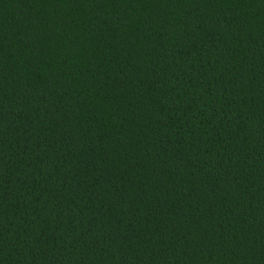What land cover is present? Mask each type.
<instances>
[{"label":"trees","instance_id":"obj_1","mask_svg":"<svg viewBox=\"0 0 264 264\" xmlns=\"http://www.w3.org/2000/svg\"><path fill=\"white\" fill-rule=\"evenodd\" d=\"M0 264H264V0H0Z\"/></svg>","mask_w":264,"mask_h":264}]
</instances>
